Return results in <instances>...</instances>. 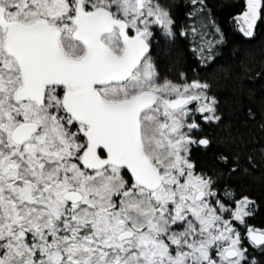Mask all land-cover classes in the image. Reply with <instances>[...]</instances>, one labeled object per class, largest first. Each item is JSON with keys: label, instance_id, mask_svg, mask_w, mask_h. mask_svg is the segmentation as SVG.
Segmentation results:
<instances>
[{"label": "snow or ice", "instance_id": "6c2138e0", "mask_svg": "<svg viewBox=\"0 0 264 264\" xmlns=\"http://www.w3.org/2000/svg\"><path fill=\"white\" fill-rule=\"evenodd\" d=\"M190 5L178 32L164 0H0V264H261L256 201L192 157L211 84L157 71L178 36L201 63L224 42ZM233 19L254 38L264 0Z\"/></svg>", "mask_w": 264, "mask_h": 264}, {"label": "trees", "instance_id": "16d2710c", "mask_svg": "<svg viewBox=\"0 0 264 264\" xmlns=\"http://www.w3.org/2000/svg\"><path fill=\"white\" fill-rule=\"evenodd\" d=\"M164 2L172 9L178 32L181 27L190 26L187 15L190 0ZM205 2L211 9L210 19L215 20L225 36L224 42L216 46L214 59L201 63L191 47V35L187 39L178 36L175 54L159 59L157 71L161 79L179 80L183 72L189 80L200 79L211 84V95L217 98L218 114L222 118L204 124L203 132L198 135H207L211 146L194 147L192 157L198 169L223 173V180L251 194L256 205L248 223L264 227V128L261 127L264 124V23H258L254 38L245 37L233 19L242 11L245 0ZM205 31L209 33L207 38L212 39L215 28ZM221 155L229 158L228 163L219 159ZM233 162L238 163L239 169L229 173ZM249 251L264 264V252Z\"/></svg>", "mask_w": 264, "mask_h": 264}, {"label": "rangeland", "instance_id": "374dc122", "mask_svg": "<svg viewBox=\"0 0 264 264\" xmlns=\"http://www.w3.org/2000/svg\"><path fill=\"white\" fill-rule=\"evenodd\" d=\"M235 24H236V26H237V28L239 29V27H238V25H237V23L235 22ZM240 31V30H239Z\"/></svg>", "mask_w": 264, "mask_h": 264}]
</instances>
